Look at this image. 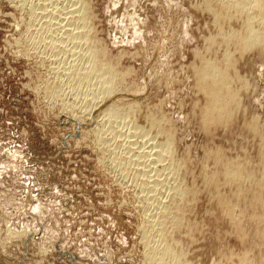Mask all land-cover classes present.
<instances>
[{"label": "rangeland", "instance_id": "obj_1", "mask_svg": "<svg viewBox=\"0 0 264 264\" xmlns=\"http://www.w3.org/2000/svg\"><path fill=\"white\" fill-rule=\"evenodd\" d=\"M38 2L0 0V264H264V191L245 180L230 186L223 174L231 160L258 182L264 168V140L247 127L257 117L264 128V53L256 48L241 55L232 46L249 89L241 88L242 108L232 121L205 131L206 99L193 66L198 54L223 60L226 49H208L219 27L205 0H85L92 15L87 36L78 40L44 25L48 17L42 19ZM92 35L112 66L94 75L92 69L91 81L82 84L64 69L75 62L82 71L100 66L85 48ZM113 67L124 75L108 101L136 110L97 123L98 108L88 114L93 92ZM54 85L58 97H52ZM152 115L156 126H147ZM161 120L173 144L158 159L156 150L169 136L160 131ZM180 187L188 193L174 211ZM228 201L235 213L221 206ZM162 207L174 222L157 233L149 221ZM164 247L172 251L165 258L157 253Z\"/></svg>", "mask_w": 264, "mask_h": 264}, {"label": "bare ground", "instance_id": "obj_2", "mask_svg": "<svg viewBox=\"0 0 264 264\" xmlns=\"http://www.w3.org/2000/svg\"><path fill=\"white\" fill-rule=\"evenodd\" d=\"M26 1V0H25ZM28 1V0H27ZM40 1V0H39ZM69 1V0H68ZM72 2V4L69 6V7H59L58 6V2H60V0H43V3L39 4V2L37 4H39V6L43 9L41 11L42 12V15L45 17V18H41L42 19H45L46 20V17L47 20H43L45 21V24L44 25H49L54 28V29H57V30H60L63 34L62 35H65L62 39H65L67 37L71 38V39H77L79 37H83V36H87V29L85 30V27L88 26V24L90 23L89 22V19L91 17V12H90V6H88L85 2V0H70ZM29 3V2H28ZM70 3V2H69ZM21 4H24V3H21ZM37 4H36V7H37ZM33 6V5H31ZM38 7V8H40ZM33 7H31V10H32ZM37 8V9H38ZM205 8L210 11H212L213 15H214V19H215V23L218 25L219 27V30L217 31V35L216 36H212L210 38H208L209 40V43L208 44V49L212 52H215L216 50V47L219 46V45H225L224 47H226V49H224V59L221 60V61H217V58L216 60L213 59L212 57L210 56H207V55H200L198 54L197 56L200 57V63L199 64H196V65H192L194 67V74L196 75L195 77V80H196V86L197 88L199 89V91L203 92L204 93V96H205V103L206 105L203 106V109L204 111L202 110L203 114H202V124H203V128H205V131L207 129L211 130L210 127L213 125H222L221 123L224 122L226 120V122L231 118H233L234 114H235V111L237 109V111L242 108L241 107V101H242V91L241 90H244V89H241L242 87L246 88V89H249V86L247 84V81H245L246 79H243V77H241L238 72H237V69H236V58L233 57V53L237 51L241 52V55L242 54H245L246 51H249V50H255L256 48L259 50L260 54H263L264 53V0H205ZM40 10V9H39ZM39 10H36L37 12ZM209 11V12H210ZM36 13V12H35ZM33 14V13H32ZM41 14V13H40ZM39 14V15H40ZM35 15V14H34ZM38 15V13H37ZM38 15V16H39ZM94 15V14H93ZM32 17V16H31ZM35 17V16H34ZM39 17V18H40ZM35 19V18H34ZM33 19V21H34ZM40 20V19H38ZM233 20H237L240 25L236 28L233 27L232 23H233ZM32 21V22H33ZM42 21V20H41ZM36 22V21H35ZM39 23V22H38ZM47 23V24H46ZM237 23V22H236ZM37 25V23H36ZM39 27H42L41 26V23H39ZM43 25V24H42ZM43 25V26H44ZM70 25H76V30H71V28H68V26L70 27ZM216 25V26H217ZM46 27V26H44ZM92 27V26H91ZM47 28V27H46ZM45 28V29H46ZM88 28V27H87ZM36 29V28H35ZM41 29V28H40ZM51 29V28H50ZM75 29V27L73 28ZM49 30V29H48ZM53 30V29H51ZM50 30V31H51ZM89 30V29H88ZM43 31V28L41 29L40 32ZM49 31V32H50ZM55 32V30H53ZM52 31V34L55 35V33ZM39 32V31H38ZM36 33H37V30H36ZM43 33V32H42ZM40 33V34H42ZM51 33V32H50ZM59 33V32H58ZM93 33V32H92ZM32 34V33H31ZM39 34V33H38ZM36 34V35H38ZM45 34V33H44ZM48 34V33H47ZM60 34V33H59ZM58 34V35H59ZM33 35V34H32ZM50 35V34H49ZM46 36V34H45ZM56 36V35H55ZM40 37V36H39ZM43 37V36H42ZM41 37V39H42ZM54 37V36H53ZM52 37V38H53ZM92 37V38H91ZM90 38H88V42L87 43V50L86 51H89V53L91 54V56H93V59L95 61L93 62H98V64L100 65L99 67L95 66L94 68H91V65H90V69H86L85 71H82L79 67L81 66H76V62L75 64H73L72 66H68V67H65L64 69V73L66 74V76L68 75V77H70L71 75H74V79L76 78V75L79 77V79L82 81V84L85 83V81H91L90 78H92L93 76L92 75V69H94V72L93 75L95 73H100V71L102 72V70L104 71V69L108 66H110L111 64V61L110 63H108L106 61V59H104V55H105V49L104 47L101 49V48H98V42L97 41L98 39H95L93 38V35L91 36ZM35 38V37H34ZM33 38V39H34ZM48 38V37H47ZM49 40V41H52L53 40ZM57 38V37H56ZM218 38H220V40H218ZM38 39V36L36 38V40ZM222 39V40H221ZM46 40V38H45ZM48 40V39H47ZM61 40V39H60ZM70 40V39H69ZM68 40V42H69ZM78 40V39H77ZM87 40V39H86ZM40 41V39H39ZM44 41V40H43ZM57 41V40H56ZM59 41V40H58ZM71 41V40H70ZM81 41V40H80ZM38 42V41H36ZM47 42V41H46ZM60 42V41H59ZM66 42V41H65ZM208 42V41H207ZM41 44V42H39ZM44 43V42H43ZM49 43V42H48ZM61 43H62V40H61ZM59 43V45L61 44ZM51 44V43H50ZM63 44V43H62ZM61 44V45H62ZM70 44V43H69ZM83 44V43H82ZM44 45V44H43ZM54 45H56L57 47V44L54 43ZM85 45V44H84ZM63 46V45H62ZM77 46V45H76ZM83 46V45H82ZM232 46H234L233 48H235V51H231V48ZM47 47V46H46ZM53 47V45H52ZM59 47V46H58ZM58 47H57V50H58ZM65 47V46H63ZM69 47V46H68ZM78 47V46H77ZM37 48V46H36ZM50 48V47H49ZM55 48V46L53 47ZM62 48V47H61ZM59 47V52H60V49ZM65 49V48H64ZM67 49V48H66ZM82 49V48H81ZM55 50V51H57ZM62 50V49H61ZM83 50V49H82ZM81 50V51H82ZM85 50V49H84ZM64 51V50H63ZM81 51H77L76 54L79 53V56H84V51L81 52ZM85 51V52H86ZM62 52V51H61ZM81 52V54H80ZM199 52V51H198ZM197 52V53H198ZM219 52V51H218ZM53 53H54V50H53ZM57 54V52H55ZM209 53V52H208ZM88 55V54H87ZM54 56V55H53ZM89 57V55H88ZM90 58V57H89ZM215 58V57H214ZM235 58V59H234ZM87 60V59H86ZM89 63V61H88ZM91 64V63H89ZM97 64V63H96ZM85 65V64H83ZM93 65V63H92ZM66 66V65H65ZM112 66V65H111ZM58 67V66H57ZM82 67V66H81ZM84 67V66H83ZM82 67V68H83ZM86 67V66H85ZM115 67V66H114ZM113 68H110L108 71H107V75L105 78V80H103L102 84L100 85L101 87L98 88L99 90H97L96 92H93L94 94V99L91 100L93 101L94 103L91 104V108L90 110H88V114L91 115L94 111L95 108H98V111H97V114H96V122L99 123V121H103L105 118H108L110 117L111 115H114L115 113V118L120 116V115H125V116H129L131 113L134 114V110L132 105H130V107H128L127 105V110H123L121 105L119 106H116L117 104L115 103H110L108 100L111 98L112 95H114V93L118 90V81H119V78L117 77L120 72H118L116 69ZM96 68V69H95ZM261 68V67H260ZM263 68V67H262ZM59 69V68H58ZM108 69V68H107ZM61 70V69H60ZM120 70V69H119ZM57 71V70H56ZM128 71V70H127ZM105 72V71H104ZM63 73V72H62ZM105 74V73H104ZM122 74V73H121ZM120 74V75H121ZM56 75V74H55ZM119 75V76H120ZM124 75V73L122 74ZM78 77H77V81H78ZM103 77V76H102ZM71 78V77H70ZM118 78V79H117ZM73 79V78H72ZM73 79V80H74ZM103 79V78H102ZM69 80V78H68ZM67 80V81H68ZM71 80V81H73ZM79 80V81H80ZM121 80V78H120ZM78 81V82H79ZM84 81V83H83ZM100 82V80H99ZM119 83H121L119 81ZM59 84V83H58ZM70 84V83H69ZM81 82H79V85L80 86ZM88 84V82L86 83ZM85 84V85H86ZM118 84V85H117ZM236 84H240V87L239 88H236ZM242 84V86H241ZM63 85V84H62ZM84 85V86H85ZM55 86V85H54ZM78 86H77V89H78ZM82 86V87H84ZM87 86V85H86ZM248 86V87H247ZM74 87V86H73ZM81 87V86H80ZM88 87V86H87ZM50 88V87H49ZM55 89L52 90L53 93L52 95L54 94V96L52 97H58L60 96V93H59V87L55 86L54 87ZM76 88V86H75ZM51 89V88H50ZM74 89V88H73ZM89 89V88H88ZM245 89V90H246ZM62 90V89H61ZM62 92V91H61ZM92 92V91H91ZM51 94V92H50ZM63 94V93H62ZM122 97V96H121ZM117 100V99H116ZM164 100V99H163ZM113 101V100H112ZM114 102V101H113ZM164 103V102H163ZM132 104V103H131ZM138 104V103H137ZM90 105V104H88ZM71 107V106H70ZM125 107V106H123ZM134 110V111H133ZM133 111V112H132ZM245 111V110H244ZM126 112V113H125ZM137 113V112H136ZM153 114V113H152ZM118 115V116H116ZM93 116V115H92ZM114 117V116H113ZM122 117V116H121ZM111 118V117H110ZM149 118V119H148ZM257 118V117H256ZM253 119L252 122L250 123V126H247V127H251L253 130L256 131V134L261 137L262 140H264V128H263V125L262 124H259L260 121L257 119ZM78 119V118H77ZM95 119V118H94ZM109 120V118H108ZM165 120V119H164ZM201 120V118H200ZM162 121V120H161ZM259 121V122H258ZM94 122V121H93ZM147 126H156L155 124L157 123V121H155V119L153 118V115L152 116H149L147 117ZM229 122V121H228ZM84 123V122H83ZM160 123V126L159 128L161 129L160 131H162V133L166 132L167 134H169L168 132L170 131L168 128V130L163 128L162 124H163V121L162 122H159ZM162 123V124H161ZM249 124V122H248ZM219 125V126H220ZM226 125V123H225ZM146 126V125H145ZM144 126V127H145ZM162 126V128H161ZM151 128V127H149ZM145 129V128H144ZM167 130V131H166ZM101 131V130H100ZM144 131V130H143ZM163 133V134H164ZM208 133V132H207ZM206 133V134H207ZM172 134V133H170ZM169 134V136L166 138L167 139L165 142H163L161 145H159V148L158 150H156V154H157V158L160 156H163L164 153L166 154V152L168 153V151H172L171 147H172V144H173V139H172V136ZM166 135V134H165ZM255 136V135H254ZM141 138V137H140ZM105 140V139H104ZM103 140V141H104ZM148 140V139H147ZM102 141V140H101ZM100 141V142H101ZM105 142V141H104ZM131 142V141H130ZM134 142V141H133ZM148 144L147 145H150L149 141H146ZM262 142V141H261ZM139 143V142H138ZM136 144V143H134ZM146 143L144 142V145ZM261 144V143H260ZM132 145V143H131ZM154 145V144H153ZM264 145V143H263ZM110 146V145H109ZM157 146V145H156ZM121 147V146H120ZM153 147V146H152ZM264 148V146H263ZM263 148H261L260 151L264 150ZM132 149V148H131ZM134 149V148H133ZM124 150V149H123ZM135 150V149H134ZM173 153V152H171ZM139 153H137L138 155ZM147 154V153H146ZM219 154V152H218ZM217 154V156L215 155V158H216V162L218 163V165L220 163H222V158L221 156L219 157ZM264 154V151L263 153ZM141 155V154H140ZM143 155V154H142ZM149 155V154H148ZM155 155V154H154ZM172 155V154H171ZM220 155V154H219ZM145 156V155H143ZM263 156V155H262ZM16 157V156H15ZM172 157V156H171ZM141 158V157H140ZM158 158V159H159ZM16 161L18 162V159L17 157L15 158ZM131 159H132V156H131ZM114 160V159H113ZM172 160V158H171ZM211 160V159H210ZM247 160V159H246ZM130 161V160H129ZM134 161V160H132ZM138 161V159L136 160ZM231 161V160H230ZM225 162L224 163V173L225 174V177L227 180H224V181H227L226 183H237L239 184V182L241 180H245V183H247L250 187H255V186H258L260 188V191H264V165L262 166V173H260L261 175L258 177L260 178L259 181L257 182H253L254 178L253 177V174L252 173H249L247 174L246 176H243L242 172H241V169L239 168L238 165L236 164H233L232 162ZM234 161V160H233ZM238 161V160H237ZM17 162L13 163L14 166L16 164H18ZM152 162V161H151ZM142 163V162H141ZM150 165V164H149ZM176 165V164H175ZM216 165V164H215ZM127 166V165H126ZM173 166V165H172ZM125 167V166H123ZM150 167V166H149ZM175 171V170H174ZM245 171V170H244ZM145 172V171H144ZM149 172V171H148ZM171 172V171H170ZM153 173V172H152ZM217 173V172H215ZM214 173V174H215ZM144 174V173H143ZM146 174V173H145ZM148 174V173H147ZM208 174V173H207ZM206 174V175H207ZM213 174V173H212ZM213 174V176H214ZM222 174V175H223ZM217 175V174H216ZM208 176V175H207ZM211 176V175H210ZM210 176L208 178H210ZM149 177V175H148ZM215 177V176H214ZM151 178V177H150ZM155 178V177H154ZM148 179V178H147ZM206 179V176L205 178ZM212 179V178H210ZM209 179V180H210ZM156 181V180H155ZM208 181V179H207ZM212 181V180H211ZM255 181V180H254ZM144 182V181H143ZM157 182V181H156ZM160 181L157 182V184H159ZM168 182V181H167ZM148 183V182H147ZM152 181H150L149 184H151ZM209 182H207L208 184ZM214 181L211 183L213 184ZM216 183V182H215ZM232 184H230L231 186ZM148 186V185H147ZM153 185L151 184V187ZM156 184H154V187L153 189H156L155 188ZM240 186V184H239ZM237 186V187H239ZM183 187V186H182ZM182 187L180 188H177L174 192V197L176 200H177V206H174L171 202L170 204H172L174 206V211H177L179 210L181 207H180V204L181 202L183 201L186 193H188L187 191L188 190H185V189H182ZM248 187V186H247ZM175 188V187H174ZM184 188V187H183ZM146 189V188H145ZM150 189V187H149ZM249 189V188H247ZM256 189V188H255ZM148 190V188L146 189ZM152 190V189H150ZM158 190V189H157ZM259 190V189H258ZM257 190V192H258ZM154 191V190H153ZM260 191L258 192L259 193V197L261 196L260 195ZM149 192V191H148ZM191 192V191H190ZM241 192V189L239 188L238 190V195L240 194ZM245 192V191H243ZM249 192V191H247ZM256 192V191H254ZM224 193V192H223ZM257 193V194H258ZM235 194V193H234ZM236 195V194H235ZM236 195V196H238ZM221 196V195H220ZM219 196V198H220ZM241 196V195H240ZM239 196V197H240ZM152 197V196H151ZM188 197V196H187ZM245 197V196H244ZM255 197V196H254ZM241 198V197H240ZM255 198H258L257 196ZM259 199V198H258ZM185 200V199H184ZM220 201V200H219ZM221 201H224V200H221ZM237 201V199H236ZM242 201V200H241ZM259 200H256L255 202H257ZM261 198H260V202H261ZM184 202V201H183ZM175 203V202H174ZM222 203V204H221ZM221 206L223 207V209H225V212L227 211V213L229 214H232V213H235L234 210L236 209V206L231 203L228 202H221ZM258 203V202H257ZM263 205L260 203V205H262L264 207V202L262 201ZM219 204V205H220ZM236 204V203H235ZM165 205V204H164ZM163 205V206H164ZM182 205H184L182 203ZM181 205V206H182ZM183 207V206H182ZM239 207V206H237ZM159 208V207H158ZM163 208V207H162ZM171 208V206L169 207ZM173 209V208H172ZM240 209V208H239ZM173 211V210H172ZM182 211V210H181ZM240 211V210H239ZM237 212V210H236ZM172 212L169 211L167 208H163L161 210V213L159 214L160 216L158 217L155 216V217H151V218H154V219H150V223L151 224L149 227L151 228V230H157V233H161V232H164V228L168 225V224H173L174 222V219L171 218V216L173 217V215L171 214ZM181 213V212H179ZM223 213V211H222ZM264 213V212H263ZM182 214V213H181ZM228 214V215H229ZM254 214V213H253ZM232 216V215H231ZM230 216V217H231ZM238 216L239 213H238ZM237 216V217H238ZM182 218V217H181ZM253 218V217H252ZM234 219H238V218H234ZM171 220H173L171 222ZM231 220V219H230ZM254 220V219H253ZM257 220V218H256ZM260 220H264L263 219H260ZM177 221V220H176ZM242 221V220H241ZM240 221V223H242ZM244 221V220H243ZM182 223V222H181ZM234 223V222H233ZM239 223V224H240ZM264 223V222H263ZM148 224V225H149ZM235 224V223H234ZM238 224V223H237ZM238 224V225H239ZM147 225V226H148ZM171 226V225H170ZM147 227V228H149ZM149 228V229H150ZM149 230V231H151ZM237 230V229H236ZM163 235V234H162ZM161 237V236H160ZM168 238V237H167ZM151 242V241H150ZM149 242V243H150ZM157 242V241H156ZM153 245V244H152ZM151 249V248H150ZM156 248L154 247L153 250H155ZM162 249V248H161ZM157 250H158V247H157ZM156 250V251H157ZM155 251V252H156ZM154 251L152 252L151 255H154V259L155 257H157V255L155 256L156 253H154ZM157 253L162 254V257L164 256H167L169 255L170 253H172V251H170V248L168 247H164L162 250H160L159 252L157 251ZM248 254V253H247ZM149 255V254H148ZM170 257V256H169ZM246 257V256H245ZM244 257V259H245ZM165 258V257H164ZM174 258V257H173ZM240 258V257H239ZM153 259V260H154ZM246 259H248V257H246ZM245 259V260H246ZM253 259V258H252ZM230 260V259H229ZM162 259L159 260V263L160 264H164L163 262L161 263ZM158 262V261H157ZM242 263V262H241ZM177 264V262H176Z\"/></svg>", "mask_w": 264, "mask_h": 264}]
</instances>
